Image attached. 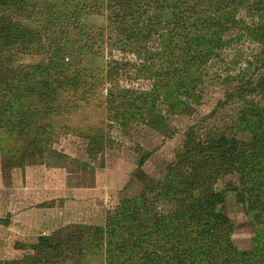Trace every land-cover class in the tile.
<instances>
[{"label": "trees", "instance_id": "16d2710c", "mask_svg": "<svg viewBox=\"0 0 264 264\" xmlns=\"http://www.w3.org/2000/svg\"><path fill=\"white\" fill-rule=\"evenodd\" d=\"M51 2L0 0V130L22 140L13 166L71 160L53 148L63 131L52 118L83 106L105 107L106 120L125 132L138 121L171 137L170 116L197 113L210 74L223 78L217 107L232 105L235 118L228 128L210 121L214 109L201 116L158 176L123 187L104 225L74 224L17 243L26 254L9 263L80 264L102 251L105 264H264V0ZM90 11L104 12L101 25L84 23ZM104 45L138 62L111 55L104 67H88L84 60L95 63ZM129 65L148 88L119 85ZM101 89L107 94L95 98ZM234 130L250 134L248 143ZM88 133L85 151L94 158L107 141L99 128ZM135 146L140 169L151 154ZM234 174L236 200L256 228L246 251L220 207L227 190L215 186Z\"/></svg>", "mask_w": 264, "mask_h": 264}, {"label": "rangeland", "instance_id": "374dc122", "mask_svg": "<svg viewBox=\"0 0 264 264\" xmlns=\"http://www.w3.org/2000/svg\"><path fill=\"white\" fill-rule=\"evenodd\" d=\"M60 1L52 0L51 3ZM71 1L100 3L104 0ZM103 16L104 12L100 16L90 11L83 21L88 26H99ZM107 36L108 33H105L106 42ZM102 47V56L97 57L95 63L90 58L81 61L88 67H95L98 62L103 63L104 67L113 55L115 59L129 61L130 64L138 62V58L131 52L123 54L112 51L107 45ZM27 61L33 60L28 58ZM125 68L127 72L119 73L121 87L148 88L147 81L136 78L131 65ZM218 75L210 74L206 79L201 94L202 104L194 116H170L167 125L171 137L138 121H134L125 132L106 120V109L103 106H83L68 114L54 115V126L60 130L58 133H63L57 135L53 148L66 154L72 162L63 160L56 165L52 160H46L24 164L22 167L13 166L11 152L22 145V140L0 130V264H10V261L24 257L25 252L15 250L14 245L17 243L32 242L39 235H52L74 224L104 225L118 205L123 187L128 185L139 188L144 176H158L173 161L174 150L182 142L186 128L201 116L214 109L216 114L210 119L212 123L219 127L232 126L235 118L233 106L228 104L225 110L217 107L219 99L224 97L220 85L223 78H218ZM106 94L107 91L101 89L95 98ZM43 121L46 122L45 119ZM91 128L101 129L107 141L104 149L98 150L94 158L85 151V143L91 142L93 137V133H85ZM235 132L232 131L238 140L248 143L250 134ZM135 145L139 146L140 151L151 154L140 169L136 166L138 154L134 151ZM85 165L89 168H85ZM215 186L218 190H227L220 207L235 223L233 239L236 247L240 251L249 250L256 228L246 208L237 202L235 195L238 192L232 190L233 187H240L237 174L223 177ZM98 252L87 255L86 260L80 264H105L104 253Z\"/></svg>", "mask_w": 264, "mask_h": 264}]
</instances>
